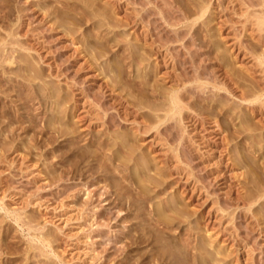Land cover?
I'll list each match as a JSON object with an SVG mask.
<instances>
[{"label":"rangeland","instance_id":"rangeland-1","mask_svg":"<svg viewBox=\"0 0 264 264\" xmlns=\"http://www.w3.org/2000/svg\"><path fill=\"white\" fill-rule=\"evenodd\" d=\"M258 3L0 0V264H264Z\"/></svg>","mask_w":264,"mask_h":264},{"label":"bare ground","instance_id":"bare-ground-1","mask_svg":"<svg viewBox=\"0 0 264 264\" xmlns=\"http://www.w3.org/2000/svg\"><path fill=\"white\" fill-rule=\"evenodd\" d=\"M259 1V3H258V5L259 6H263L264 5V0H258ZM257 5V4H256ZM202 9V8H201ZM204 10L205 9H203V12H204ZM261 10H263V9H261ZM260 10V12H258V17H256L257 18V24L259 25L258 27H260V26H263L264 25V21H263V19H261V17L262 16H260L261 14L262 15H264V12H262ZM260 16V17H259ZM262 28V27H261ZM135 61V60H134ZM5 62H6V60H5ZM224 76H225V78L227 79V80H229V82H231L232 80L226 75V74H224ZM199 77H200V75L197 73V78L199 79ZM232 83V82H231ZM219 86V87H216V86ZM212 87L213 88H218V89H222V90H225L226 92H228V93H230V91L228 90V86H226V83L225 82H219L218 84H216V83H214L213 85H212ZM180 88V87H179ZM196 89V88H195ZM179 90H172V91H170V93L167 95V105H168V110L167 111H165V118H169V119H177V117H178V119H180V114H181V110H182V108L184 107V103H183V98H182V96H180V94H179ZM261 97V96H260ZM260 97H256L255 98V101H258V102H260ZM239 100H241V101H246L243 97H242V95H240L239 97ZM166 105V106H167ZM154 110V109H153ZM177 121V120H176ZM213 123V122H212ZM213 126H215V127H218V125L217 124H212ZM217 129V128H216ZM263 160H264V157H263ZM261 165L264 167V161L263 162H261ZM260 197H264V192L262 193V195L260 196Z\"/></svg>","mask_w":264,"mask_h":264}]
</instances>
